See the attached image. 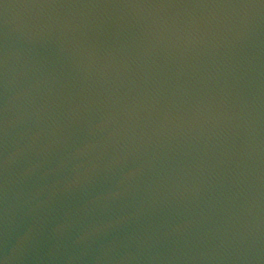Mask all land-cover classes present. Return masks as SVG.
Segmentation results:
<instances>
[{
  "label": "water",
  "instance_id": "95a60500",
  "mask_svg": "<svg viewBox=\"0 0 264 264\" xmlns=\"http://www.w3.org/2000/svg\"><path fill=\"white\" fill-rule=\"evenodd\" d=\"M0 264H264V0H0Z\"/></svg>",
  "mask_w": 264,
  "mask_h": 264
}]
</instances>
